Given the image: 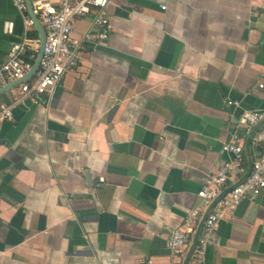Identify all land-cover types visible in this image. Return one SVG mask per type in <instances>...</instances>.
Listing matches in <instances>:
<instances>
[{"label":"crops","instance_id":"1","mask_svg":"<svg viewBox=\"0 0 264 264\" xmlns=\"http://www.w3.org/2000/svg\"><path fill=\"white\" fill-rule=\"evenodd\" d=\"M107 12L106 38L93 14L76 19L82 62L63 85L0 121V264H172L171 233L200 207L190 258L198 191L233 160L231 133L244 151L230 184L261 150L240 117L264 111V0H111ZM24 33L0 0V63ZM14 82L1 102L19 97ZM218 235L203 264H264V192Z\"/></svg>","mask_w":264,"mask_h":264},{"label":"built area","instance_id":"2","mask_svg":"<svg viewBox=\"0 0 264 264\" xmlns=\"http://www.w3.org/2000/svg\"><path fill=\"white\" fill-rule=\"evenodd\" d=\"M13 1L23 14L25 33L20 41L12 45L7 59L0 63V89L8 82L22 79L29 73L40 45V39L30 35L34 21L28 13L27 0ZM31 1L34 13L46 31L44 56L35 76L19 85L20 95L17 100L14 103L0 101V121L12 119L14 107L22 100L31 98L37 101L38 96L53 93L63 85L66 74L82 62L81 43L72 37L77 18L93 14L95 27L102 28L96 35L98 38H106L110 32L107 11L111 0ZM14 27L13 21H6L4 24L6 33H12ZM259 87L264 88V82ZM240 126L246 127L247 133L256 128L252 142L261 150L253 162L252 170L242 181L230 184L233 171L237 168L241 170L243 162L244 135L237 129L224 145V150L234 155L233 160L221 163L215 174L203 177L198 196L207 213L190 258L186 257V252L203 210L200 207L192 209L183 223L171 233L168 246L173 258L172 264H203L208 249L220 243L218 227L225 215L234 211L244 199L256 200L264 192V111L244 110Z\"/></svg>","mask_w":264,"mask_h":264},{"label":"water","instance_id":"3","mask_svg":"<svg viewBox=\"0 0 264 264\" xmlns=\"http://www.w3.org/2000/svg\"><path fill=\"white\" fill-rule=\"evenodd\" d=\"M27 4H28V10H29L30 16L32 17V19L34 21V25H35L37 31L39 32L40 45H39L38 54H37V57L34 61L32 69L29 71V73L24 78L15 81L12 84V86L20 85L21 83L29 81L30 79H32L35 76L36 72L39 70L42 58L44 56V49H45V43H46V31H45L43 25L41 24L40 20L38 19L37 15L34 13L32 1L27 0ZM3 91H5V88L0 89V93H2Z\"/></svg>","mask_w":264,"mask_h":264}]
</instances>
